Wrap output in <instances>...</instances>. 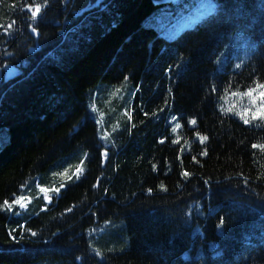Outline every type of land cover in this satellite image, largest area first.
Here are the masks:
<instances>
[{
	"label": "trees",
	"instance_id": "obj_1",
	"mask_svg": "<svg viewBox=\"0 0 264 264\" xmlns=\"http://www.w3.org/2000/svg\"><path fill=\"white\" fill-rule=\"evenodd\" d=\"M183 1L0 0V264H264V0Z\"/></svg>",
	"mask_w": 264,
	"mask_h": 264
},
{
	"label": "rangeland",
	"instance_id": "obj_2",
	"mask_svg": "<svg viewBox=\"0 0 264 264\" xmlns=\"http://www.w3.org/2000/svg\"><path fill=\"white\" fill-rule=\"evenodd\" d=\"M198 5V9L193 12L185 13L184 8H190L191 6ZM179 11L168 13L165 11H159L153 13L146 20V25L155 28L159 35L167 40H173L181 35L185 30L191 29L197 25V23L208 13L215 9L213 0H202L201 2H187L183 1L179 6ZM112 95H108L106 91L98 93V136L100 141L110 146L112 140L113 127H119L120 120L118 114H116V105H120L126 111L128 105L133 100L136 91L127 83L117 85ZM100 107V108H99ZM90 112L94 115L95 110L90 108ZM113 118L115 120L113 121ZM26 192L25 188L23 189ZM27 194V193H26ZM28 196V195H27ZM22 197H18L15 201L16 204L22 203Z\"/></svg>",
	"mask_w": 264,
	"mask_h": 264
},
{
	"label": "snow or ice",
	"instance_id": "obj_3",
	"mask_svg": "<svg viewBox=\"0 0 264 264\" xmlns=\"http://www.w3.org/2000/svg\"><path fill=\"white\" fill-rule=\"evenodd\" d=\"M40 12V8L37 7L34 11H32V16L33 17H36L37 14ZM9 27H11V25H9ZM33 31H35V29H33ZM239 67V66H237ZM259 87L261 89H264V84H260ZM253 89H250L246 94L252 98V103L253 105L256 104V97L253 96ZM260 104H259V107L256 108L253 112H252V115H251V120H256L257 118L259 119H264V91H261L260 92ZM248 115L247 112L244 113V115L241 116V119L243 120V122L245 124H248L249 123V119H246L245 117ZM192 123H195V121H192ZM253 148H256L257 145H252ZM260 147L264 148V145H261ZM184 175H188V173H184ZM5 203L7 204V201H5ZM32 236H36V233L35 232H32L31 233Z\"/></svg>",
	"mask_w": 264,
	"mask_h": 264
},
{
	"label": "water",
	"instance_id": "obj_4",
	"mask_svg": "<svg viewBox=\"0 0 264 264\" xmlns=\"http://www.w3.org/2000/svg\"><path fill=\"white\" fill-rule=\"evenodd\" d=\"M8 75H9V77H12L13 76V71L9 70L8 71Z\"/></svg>",
	"mask_w": 264,
	"mask_h": 264
},
{
	"label": "bare ground",
	"instance_id": "obj_5",
	"mask_svg": "<svg viewBox=\"0 0 264 264\" xmlns=\"http://www.w3.org/2000/svg\"><path fill=\"white\" fill-rule=\"evenodd\" d=\"M90 238V237H89ZM99 238V237H98ZM92 242V241H91Z\"/></svg>",
	"mask_w": 264,
	"mask_h": 264
}]
</instances>
